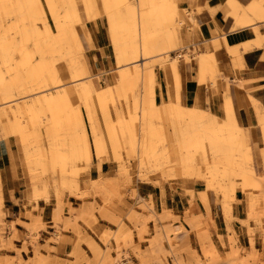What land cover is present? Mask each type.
I'll return each mask as SVG.
<instances>
[{
  "label": "rangeland",
  "instance_id": "obj_1",
  "mask_svg": "<svg viewBox=\"0 0 264 264\" xmlns=\"http://www.w3.org/2000/svg\"><path fill=\"white\" fill-rule=\"evenodd\" d=\"M113 1L0 0V141L16 157L10 160L13 173L20 168L26 177L29 203L48 200L51 190L55 194V231L49 241L58 239L63 221V228L72 225L71 218L74 224L82 219L90 226L96 222L93 212H99L112 226L99 234L105 248L98 264H135L132 258L137 264H264V110L247 95L257 114L259 137L255 128L238 123L234 109L228 118L224 108L227 103L232 107V102L226 94L221 116L183 104L180 62L196 59L198 83L208 79L211 87L218 73L214 53L207 46L201 50L181 44L182 15L193 20L191 13L180 9L179 0H172L177 8L167 7L164 18L157 7L161 0ZM223 9L224 17L233 18V28L253 23L255 38L242 44L244 50L264 41L255 24L264 19L260 0L246 5L226 0ZM96 20L104 25L109 39L105 56L98 62L84 50L79 37L82 30L93 47L86 24ZM219 41L212 46L217 48ZM222 41L233 59H239L238 46L229 47L224 37ZM134 50L138 52L136 64ZM140 63L144 65L141 70L137 68ZM156 67L165 74L163 100L156 96ZM223 78L227 87L229 80ZM58 91L68 94L66 103L56 106L52 97ZM227 140L230 149L224 144ZM94 156L98 167L102 160L113 159L116 178L99 175L84 179L80 187L81 175ZM137 183L158 186L162 198L164 185H171L188 205L197 195L207 209L211 193L221 207L227 243L218 234L219 249L201 216L188 207L182 217L164 206L158 213L151 197H139L132 189ZM237 189L248 212L246 219L239 220L247 237L246 242L240 237L241 244L230 225L232 206L239 201ZM65 193L82 200L79 214L74 215L78 209L69 205L68 217H64L61 198ZM2 194L0 177V264L79 263L82 251L78 246L70 252L74 261L39 253V231L46 224L31 211L25 212L30 218L25 225L32 257L23 262L20 252L27 251V244L20 248L13 244L15 228L5 221ZM88 197L99 198L101 205L94 200L85 203ZM124 198L133 200L126 212L119 210L112 218L102 214ZM6 228L13 230L9 237ZM192 235L198 246L190 240ZM143 241L147 245L141 249Z\"/></svg>",
  "mask_w": 264,
  "mask_h": 264
},
{
  "label": "crops",
  "instance_id": "obj_2",
  "mask_svg": "<svg viewBox=\"0 0 264 264\" xmlns=\"http://www.w3.org/2000/svg\"><path fill=\"white\" fill-rule=\"evenodd\" d=\"M225 1L226 0L178 1L180 9H186L190 12L196 23L194 24L193 21L188 18V15H182L183 24L179 30L181 44L187 45L189 49L199 47L201 50H205L207 46L208 50L214 53L218 70L216 75L217 83L215 87H211L208 79L206 83H198V66L196 59L192 62V58L188 63L183 61L180 62L178 64V70L181 76V102L185 105L198 106L217 116H221L223 94H226L231 99L238 123L246 129L255 128L256 134H259V137H261L257 114L254 105L250 102L247 95L254 98L260 110H264V41H261L259 46L251 43V48L245 50L242 48L243 43L252 41L255 38L252 29L253 26L247 25L245 27L233 28V18L231 16L224 17L223 7ZM238 1L242 5H246L250 2V0ZM197 8L200 9L197 10ZM210 8L214 10L211 12ZM255 23L258 27V31L264 35V21H257ZM86 26L90 33L93 47L90 46L82 30H79V37L84 50L91 53L90 55L94 62H98L100 58L105 56L109 40L108 35L104 25L98 20L90 22L86 24ZM216 37L220 41L219 46L214 48L212 46L214 43L211 39ZM222 37H224L225 43L229 47L238 46L239 59H233L228 53L224 41H222ZM154 71L157 77L156 96L158 99L161 98L163 100L167 90L164 70L160 67H156ZM222 75L225 77V80H229L227 87H225V81ZM112 117L114 116L112 115ZM261 148L262 146L259 147V150ZM12 158H16L15 155L10 153L5 141H0V177L1 190L3 193L2 197L4 198L3 209L7 224H14L15 238L13 239V244L20 248L24 242L26 244L28 243V227L25 223H29L30 218L25 215V212L31 211L32 216L39 217V219L46 224V228L39 231L40 237L38 245L41 255L51 258L54 257L59 260L74 261L76 257L71 255L70 252L75 246H78L82 251L78 256V258H81L78 264H98L101 259L102 251L105 248V245L99 240V234L106 227L112 226L110 221L99 212H93L96 222H91L90 226L82 219H78L76 224H74L71 218L70 222L72 225L63 228V224L66 223V221H63L60 224L61 230L58 239L56 241H49L51 234L55 231L52 221L53 211L57 207L55 194L51 190L49 191L48 200L38 199L36 202L29 203L26 197V177L20 168H17L15 173H13L10 165V160ZM98 162V158L94 156L89 169L81 175L80 187H82V181L84 179L97 178L99 175L109 177L110 179L116 178L117 164L113 159L102 160L99 163V167ZM163 188L164 196L162 198L161 189L151 183H137L135 187H132V189L137 191L139 197L145 199L151 197L158 213L159 210L162 209V206H164L166 209L171 210L173 215L182 217L184 209L188 207L194 214L201 216L212 233V237L219 249H221L222 246L217 238L218 234L222 237L224 244L227 243L228 233L221 207L215 202L211 193H209V209H207L197 195H194L192 204L188 205L184 197L179 196L178 192L175 193L171 190V185L165 184ZM239 194L240 190L237 189L236 198L239 201L232 206L231 214L234 220L230 222V225L236 231L240 243V237L244 238V242H246L247 237L245 235V227L239 223V220L246 219L248 212L246 211V204L240 201L241 198H239ZM61 199L62 210L64 214H66L64 217H68L69 205L74 209H78V211L73 212L74 215L79 214L82 204L81 199L68 193H65ZM93 200L98 205H101L99 198H93ZM93 200L88 197L84 199V202L93 203ZM132 203V199L124 198L121 202H116L115 206H111V209L102 211V214L112 218V214L117 215L119 210H121V212H126ZM144 215H146V213H144ZM148 224L152 226L151 221H149ZM173 225L178 226L177 222H174ZM5 233L9 237L13 234V230L11 228H6ZM133 234V241L137 243V236L134 230ZM191 237L190 240L195 242L196 246H198L194 235ZM110 244L114 247L113 241H111ZM139 245L142 249L146 247L147 244L146 241H143L140 242ZM26 247L27 251L21 250L20 252V258L23 262H26L28 258L32 257L31 246L27 244ZM132 261L137 264L135 259L132 258ZM50 264H54V262L51 261Z\"/></svg>",
  "mask_w": 264,
  "mask_h": 264
},
{
  "label": "bare ground",
  "instance_id": "obj_3",
  "mask_svg": "<svg viewBox=\"0 0 264 264\" xmlns=\"http://www.w3.org/2000/svg\"><path fill=\"white\" fill-rule=\"evenodd\" d=\"M110 1V0H109ZM119 1H123L124 3L126 2V0H114L113 2H114V4L115 3H118ZM104 2H108V0H104ZM260 3L261 4H263L264 5V0H260ZM159 9V13L163 16V18L164 17H166V15H167V10H168V8H170V9H175L176 8V4H175V2L174 1H172V0H161V4L160 5H158L157 6ZM168 7V8H167ZM191 18V17H190ZM192 20V19H191ZM192 21H194V20H192ZM261 21H264V19L263 20H261ZM253 23H251V22H249V23H245V24H241V25H239L238 27H245V26H247V25H251V26H253L252 25ZM256 24V23H255ZM237 28V27H236ZM216 39H217V37L216 38H212L211 39V41L213 42V43H215V41H216ZM137 51H133L132 52V56H133V62H134V64H136V63H138V60H137ZM140 53V52H139ZM200 55H202V51L200 52ZM126 59V57L125 56H123V59ZM148 59V57L145 59V60H147ZM141 60V59H140ZM143 60V59H142ZM190 61V58H188L187 59V61H186V63H188ZM114 62L116 63L115 65H118V67H120L121 66V64L119 63V58H114ZM142 62H144V61H142ZM139 66H137V68L139 69V70H141V69H143L144 68V65H143V63H140V64H138ZM170 66L172 67V68H175L176 67V64L174 63V62H170ZM31 78L32 79H34V77L33 76H31ZM80 80H82V78H79ZM2 81H3V78H2V76H1V73H0V85H3V83H2ZM73 81H75V80H73ZM60 92L58 91L56 94H55V96L54 97H52V98H54V99H56V101H55V103H56V106L57 105H59V104H65L66 103V99H65V97L67 96V92H63V93H61V94H59ZM54 99H51L52 101H54ZM243 108V107H242ZM244 108H246V107H244ZM232 110H233V106L231 107V105L229 104V103H227L226 104V106H225V108H224V111L226 112V115L228 116V118L230 117V115L232 114ZM246 110V109H245ZM132 122V121H131ZM130 122V126L131 127H133L132 126V123ZM229 143H230V141L229 140H227V142H225L224 144H226L225 146H229L228 148L230 149L231 147H232V145H229ZM232 144V143H231ZM234 147H236V148H238V149H240L239 147V144L238 145H236V144H234L233 145Z\"/></svg>",
  "mask_w": 264,
  "mask_h": 264
},
{
  "label": "built area",
  "instance_id": "obj_4",
  "mask_svg": "<svg viewBox=\"0 0 264 264\" xmlns=\"http://www.w3.org/2000/svg\"><path fill=\"white\" fill-rule=\"evenodd\" d=\"M179 58H182V55H179Z\"/></svg>",
  "mask_w": 264,
  "mask_h": 264
}]
</instances>
